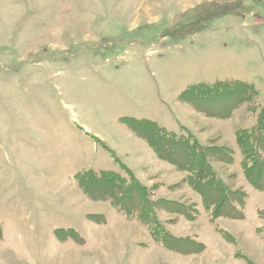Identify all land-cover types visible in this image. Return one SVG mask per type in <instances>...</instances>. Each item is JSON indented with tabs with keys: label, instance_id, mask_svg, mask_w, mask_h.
<instances>
[{
	"label": "rangeland",
	"instance_id": "obj_1",
	"mask_svg": "<svg viewBox=\"0 0 264 264\" xmlns=\"http://www.w3.org/2000/svg\"><path fill=\"white\" fill-rule=\"evenodd\" d=\"M227 79L254 84L253 102L264 104V0H0V264H264V190L246 180L233 142L256 114L244 104L229 122L211 120L178 98ZM123 116L233 148V163L212 165L247 193L245 217L211 222L185 173L136 140ZM114 158L158 186L154 199L196 206L194 221L159 217L202 252L168 249L80 191L82 170L123 173Z\"/></svg>",
	"mask_w": 264,
	"mask_h": 264
},
{
	"label": "trees",
	"instance_id": "obj_2",
	"mask_svg": "<svg viewBox=\"0 0 264 264\" xmlns=\"http://www.w3.org/2000/svg\"><path fill=\"white\" fill-rule=\"evenodd\" d=\"M257 96L254 84L227 79L190 85L178 98L198 112L220 119H230L234 111L244 104L251 107L256 114V123L251 128L237 129L235 138L242 156L240 165L243 175L254 188L261 191L264 190V104L255 106L253 101ZM120 119L131 132L147 142L159 159L185 173V183L198 194L211 222L221 217L235 220L245 217L247 193L241 188L233 189L212 165L214 161L233 163V148L202 144L186 128H183L186 135L177 134L149 118L123 116ZM110 154L115 157L111 150ZM114 159L119 162L123 173L112 169L82 170L76 174L80 191L90 200L109 202L113 209L124 214L128 220L145 224L154 240L168 249L189 254L202 252L205 248L203 242L177 236L171 231L169 222L175 219L162 221L159 217L161 210L168 215L180 214L194 221L197 218L196 206L165 197L154 199L153 192L158 186L148 187L129 167ZM68 230L77 237V230ZM219 231L226 235L227 240H236L227 230Z\"/></svg>",
	"mask_w": 264,
	"mask_h": 264
},
{
	"label": "crops",
	"instance_id": "obj_3",
	"mask_svg": "<svg viewBox=\"0 0 264 264\" xmlns=\"http://www.w3.org/2000/svg\"><path fill=\"white\" fill-rule=\"evenodd\" d=\"M188 108V107H187ZM195 112H197V114H199V115H201V116H203V117H206V118H209V119H211V120H216V121H224V122H229V120L230 119H232L233 118V116H234V114H233V116L230 118V119H220V118H214V117H209V116H206V115H204V114H202L201 112H198L197 110L195 111ZM177 118H180L179 117V115L178 116H176V120H177ZM255 123H256V121H255ZM255 123H253L252 125H250V126H248V127H251V126H253ZM181 124L182 125H185V124H183L182 122H181ZM83 125V124H82ZM186 126V125H185ZM182 127V126H181ZM248 127H241V128H248ZM184 128H186L187 130H189L190 132H192L197 138H198V140H199V137L197 136V133H195V132H193V130L190 128V129H188L187 127H184ZM235 129V132H236V130L237 129H239V128H234ZM86 130H88V128L87 127H85L84 128V132L86 131ZM235 132H234V146L237 148V144H236V138H235ZM91 133V132H90ZM136 140H139V141H141V142H143L145 145H147L146 144V142L144 141V140H142V139H136ZM200 141V140H199ZM201 142V141H200ZM202 144H205L204 142L202 143ZM148 146V145H147ZM148 148H150L149 146H148ZM152 150V149H151ZM142 151H145L146 152V150L145 149H143ZM149 152H151L150 151V149H149ZM152 153V152H151ZM137 155H142V152H137L136 153ZM130 167H132V168H135V170H136V167L132 164V163H130V164H128ZM127 165V166H128ZM128 166V167H129ZM129 167V168H130ZM131 169V168H130ZM180 172V171H179ZM183 173V172H182ZM139 177V176H138ZM140 178V177H139ZM141 179V178H140ZM142 180V179H141ZM143 181V180H142Z\"/></svg>",
	"mask_w": 264,
	"mask_h": 264
}]
</instances>
